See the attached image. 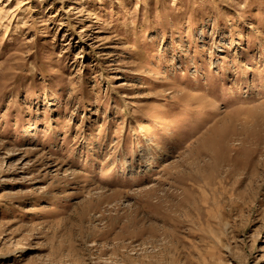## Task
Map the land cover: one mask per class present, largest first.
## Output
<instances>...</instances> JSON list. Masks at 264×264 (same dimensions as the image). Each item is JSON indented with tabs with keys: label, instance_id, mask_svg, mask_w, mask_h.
<instances>
[{
	"label": "rangeland",
	"instance_id": "1",
	"mask_svg": "<svg viewBox=\"0 0 264 264\" xmlns=\"http://www.w3.org/2000/svg\"><path fill=\"white\" fill-rule=\"evenodd\" d=\"M0 264H264V0H0Z\"/></svg>",
	"mask_w": 264,
	"mask_h": 264
},
{
	"label": "bare ground",
	"instance_id": "2",
	"mask_svg": "<svg viewBox=\"0 0 264 264\" xmlns=\"http://www.w3.org/2000/svg\"><path fill=\"white\" fill-rule=\"evenodd\" d=\"M215 154L217 155V153L215 152ZM150 158V157H149ZM149 158H147V159H149Z\"/></svg>",
	"mask_w": 264,
	"mask_h": 264
}]
</instances>
